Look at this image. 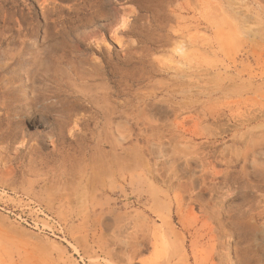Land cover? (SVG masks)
Returning <instances> with one entry per match:
<instances>
[{"label":"rangeland","instance_id":"rangeland-1","mask_svg":"<svg viewBox=\"0 0 264 264\" xmlns=\"http://www.w3.org/2000/svg\"><path fill=\"white\" fill-rule=\"evenodd\" d=\"M42 1L4 9L39 23L36 39L72 18L110 48L63 54L54 36L18 68L19 36L0 35L14 41L0 46L3 84L38 104L74 100L71 84L89 94L84 143L0 146V264H264V0H163L156 30L147 6L162 0ZM87 59L106 76L81 74Z\"/></svg>","mask_w":264,"mask_h":264},{"label":"bare ground","instance_id":"bare-ground-1","mask_svg":"<svg viewBox=\"0 0 264 264\" xmlns=\"http://www.w3.org/2000/svg\"><path fill=\"white\" fill-rule=\"evenodd\" d=\"M101 1L102 0H96L95 2ZM164 1L162 0L160 2H156L152 7L147 6V9H149V12L151 13V18L156 21L154 30L160 28L161 22L158 19V10H161ZM7 3L15 5L13 0H0V35L4 32H16L19 36L20 39L16 41L17 49L14 53L15 62L18 68L23 66V64L39 60L41 58V53L44 50L54 52V49H56L54 48L56 47L54 43L55 41H51V38L54 36L58 37L57 41L59 43L57 44L60 45L59 48L63 54L66 52V49L78 51L81 46H85L88 50L94 52V54L100 56L101 58L107 56L108 49L110 47L107 48L104 38L100 37L101 35L99 34V29H90V26L86 22H80L71 18L61 19L58 23H52L50 26L46 24L43 27L42 38L39 40L35 37V33L39 30V23L32 24L28 21H11L9 14L4 9ZM43 3L45 4V2ZM56 9V7H53L52 11L56 12ZM112 10L115 11L114 8ZM39 11L42 19L45 21L46 14L50 11L47 9V5L39 8ZM108 16L110 17V15ZM145 21L143 20L144 23H146ZM105 26L108 27L109 25ZM28 32L30 33V36H28ZM108 37L110 38V36ZM10 39L11 37H7L6 39L0 40V46L7 43V48H11L14 41H9ZM114 42L116 43V39ZM150 42L152 44L158 43L159 38L157 35L156 37L151 38ZM179 43H181V41ZM94 46L95 48L98 46L99 49L95 50ZM182 47L178 46L174 51L182 54L187 48L185 47V49H183ZM89 59L82 61L83 63L79 72L88 78L106 76V68L108 64L105 65L103 61L96 63L95 60L92 61ZM117 67L118 63L110 69L112 72H117ZM30 75L31 74H28L27 71L23 73V75L16 71L13 78L28 81L34 76ZM4 82L5 84L0 82V146L4 147V149L16 146V149H14L16 152L25 150L34 154L39 150L41 143L46 140L50 145H52L51 152L53 154H61V151H63L64 148L67 150L73 149V145H75L77 141H81L83 143L85 142L86 132L88 131L86 117L88 113L87 105L89 104V94L84 85L71 84V95L75 99L66 101L60 106H56L51 102L38 104L37 95H35V93L31 94L28 92L29 86L25 87V89L21 88L25 85H15L10 79H6ZM9 97L14 100L12 103H7V98ZM29 118L31 121L28 125L27 121Z\"/></svg>","mask_w":264,"mask_h":264}]
</instances>
